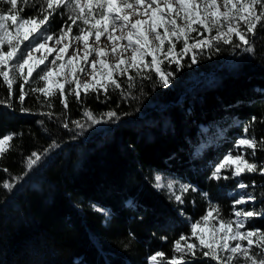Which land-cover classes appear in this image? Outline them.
Here are the masks:
<instances>
[{
    "label": "trees",
    "instance_id": "trees-1",
    "mask_svg": "<svg viewBox=\"0 0 264 264\" xmlns=\"http://www.w3.org/2000/svg\"><path fill=\"white\" fill-rule=\"evenodd\" d=\"M57 20L54 26L61 25ZM169 70L174 76L168 87L145 81L142 92L134 90L136 99L110 93L107 101L94 95L83 104L72 100L69 121H83L85 107L120 114L118 121L93 125L82 135L64 129L63 117L39 115L47 109L33 95L24 105L33 114L21 113L16 97L13 108L0 105V136L22 133L0 168L22 174L32 151H43L53 140L60 145L11 193L0 188V264H147L158 250L172 256L174 240L190 234L187 217L199 218L209 201L232 208L234 198L227 193L239 180L255 181L248 189L257 196L255 207L264 205L259 173L210 179L214 164L233 150L253 117L250 134L264 137V39L255 41L253 53L223 46L197 64ZM7 96L0 78V99ZM55 104L54 111H62L58 99ZM256 160L264 161V152L258 151ZM159 172L199 191H190L180 204L155 187ZM7 178L9 173L0 171V180ZM253 225L264 229V217ZM193 264L215 263L198 258Z\"/></svg>",
    "mask_w": 264,
    "mask_h": 264
},
{
    "label": "snow or ice",
    "instance_id": "snow-or-ice-1",
    "mask_svg": "<svg viewBox=\"0 0 264 264\" xmlns=\"http://www.w3.org/2000/svg\"><path fill=\"white\" fill-rule=\"evenodd\" d=\"M28 9L31 14H25ZM57 16L62 23L55 29ZM260 32H264V0H0V78L8 92L0 105L11 109L16 97L19 111L33 114L24 106L26 97L33 95L47 109L39 115L49 120L63 117L64 129L82 135L93 125L118 121L120 114L115 109L97 114L85 107L83 121H69L72 100L83 104L94 95L107 101L110 93L136 99L134 90L142 92L145 81L168 87L174 76L171 65L197 64L220 53L223 46L253 53L255 41L264 39ZM57 99L62 106L59 113L54 111ZM256 119L243 127L233 150L214 164L210 179L264 176V161L256 160L257 152H264V137L250 134ZM21 135L0 136V160ZM59 147L53 140L43 151H32L22 174L11 175L7 167L0 168L9 173V178L0 180V188L11 193ZM155 181L156 188H166L180 204L190 191H199L190 183H165L159 174ZM250 186L255 187V181L250 185L239 180L236 188ZM202 196L208 200L207 192ZM256 201L250 193L238 195L230 215L224 214L222 205L209 201L206 214L190 222V234L174 240L172 256L158 250L147 257V264H193L198 258L215 264H264V229L250 226L264 217V205L238 207Z\"/></svg>",
    "mask_w": 264,
    "mask_h": 264
},
{
    "label": "rangeland",
    "instance_id": "rangeland-1",
    "mask_svg": "<svg viewBox=\"0 0 264 264\" xmlns=\"http://www.w3.org/2000/svg\"><path fill=\"white\" fill-rule=\"evenodd\" d=\"M57 18H58V20L59 21H61L60 20V18L57 16ZM56 18V19H57ZM57 20V21H58ZM61 25L60 24H58V25H55L54 26V28L55 29H58L59 27H60ZM221 135V134H220ZM216 139L215 138H211V142H213V141H215ZM204 148V145H202V146H200L198 149H197V154H200L201 152H202V149ZM250 151V150H249ZM212 170H213V167H212ZM161 175V177L163 178V182H165V183H167L168 181H172V180H174V181H178V182H180V183H189V182H187V181H184L183 179H180V178H178V177H174L173 175H171V174H168V173H164V172H159V173H157V175ZM229 181V180H228ZM163 190H166L168 193H169V191L165 188V189H163ZM250 191H252V190H249V189H246V190H239V189H237V188H233V189H230V191L227 193V195L229 194L230 195V197H233L234 199L238 196V195H242V194H245V193H250ZM170 194V193H169ZM178 194V193H177ZM251 194V193H250ZM171 195V194H170ZM233 199V200H234ZM231 203H233V201L231 202ZM238 207H247V208H251V207H255V205L254 204H249V205H245V206H238ZM231 211H232V208H228V206H224V214L225 215H230L231 214ZM204 214H206V212L204 213ZM204 214H202L201 216H203ZM200 216V217H201ZM199 217V218H200ZM187 219H188V221H189V223L190 222H194L195 220H192V219H190L189 217H187ZM198 219V218H197ZM209 260V259H208ZM210 262H213V263H215L214 261H211V260H209Z\"/></svg>",
    "mask_w": 264,
    "mask_h": 264
}]
</instances>
